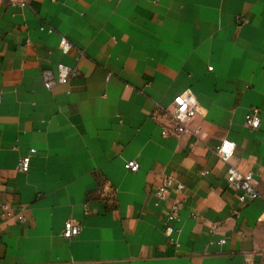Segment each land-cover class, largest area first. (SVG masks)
I'll list each match as a JSON object with an SVG mask.
<instances>
[{
	"label": "crops",
	"instance_id": "crops-1",
	"mask_svg": "<svg viewBox=\"0 0 264 264\" xmlns=\"http://www.w3.org/2000/svg\"><path fill=\"white\" fill-rule=\"evenodd\" d=\"M10 1L0 0V264H264V0ZM58 63L75 74L47 90L42 73ZM187 90L201 139L162 138L155 106ZM222 140L262 199L241 203L227 186ZM164 175L185 187L176 244L162 219L175 195L153 194ZM66 220L77 237L61 236Z\"/></svg>",
	"mask_w": 264,
	"mask_h": 264
},
{
	"label": "built area",
	"instance_id": "built-area-1",
	"mask_svg": "<svg viewBox=\"0 0 264 264\" xmlns=\"http://www.w3.org/2000/svg\"><path fill=\"white\" fill-rule=\"evenodd\" d=\"M10 4L16 7H25L27 6V0H11ZM40 30H46L48 33L53 32L51 28L43 26ZM58 47L63 55H67L74 49V45L64 37L59 39ZM74 74L75 72L71 67L63 63H58L54 71H43V85L47 90L55 86H66ZM200 114L201 109L195 96L191 91L187 90L175 96L171 104L167 107L156 105L151 114V119L159 123L162 138H172L189 134L196 140H200L202 132L201 126H196L195 128L189 127L191 121ZM243 125L247 130L253 131L259 129L261 125L260 110L258 108L249 109L244 116ZM235 148V143L229 140H222L215 148L218 159L227 165V186L239 193L238 200L241 203L262 199L255 187L252 171L246 167L232 165L230 163L234 156ZM34 153V149H31L29 155L19 159L17 164L18 172H29L31 156ZM124 168L127 171L136 172L139 169V164L134 160L126 161ZM205 174V172L202 173V175ZM184 189V185L176 177L173 175H164L160 185L153 191L154 196L160 201L167 200L171 194L175 195L162 215L164 235L173 244L177 243V237L180 234V228L177 226V223L179 222V212L183 208L184 202L179 196L182 195ZM16 221L24 223L26 217L22 213H19L16 216ZM80 231V225L74 220H66L63 224L61 236L64 239H73L80 234ZM218 243L222 245L225 241L220 240Z\"/></svg>",
	"mask_w": 264,
	"mask_h": 264
}]
</instances>
